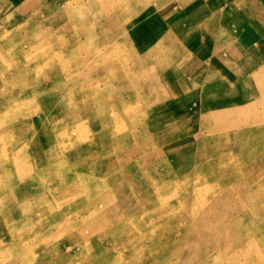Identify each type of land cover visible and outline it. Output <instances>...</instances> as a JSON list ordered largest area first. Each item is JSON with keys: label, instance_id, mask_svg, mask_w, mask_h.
Listing matches in <instances>:
<instances>
[{"label": "rangeland", "instance_id": "1", "mask_svg": "<svg viewBox=\"0 0 264 264\" xmlns=\"http://www.w3.org/2000/svg\"><path fill=\"white\" fill-rule=\"evenodd\" d=\"M138 1H0V264H264V73L223 87L202 68L207 43L221 44L201 37L215 27L182 32L163 24L164 0ZM98 60L144 121L115 110L113 123L60 122L73 109L52 100L89 103ZM66 69L78 81L62 83ZM25 90L20 107L5 105ZM106 130L113 142L99 139Z\"/></svg>", "mask_w": 264, "mask_h": 264}, {"label": "crops", "instance_id": "2", "mask_svg": "<svg viewBox=\"0 0 264 264\" xmlns=\"http://www.w3.org/2000/svg\"><path fill=\"white\" fill-rule=\"evenodd\" d=\"M163 3L170 17L164 25L185 27L181 31L186 33L189 25L215 27L201 32V37H217L221 43L212 52L208 43L205 45L204 57L208 60L202 68L220 85L241 90L264 73V0H164ZM243 65H248V69ZM213 89L214 98L232 104L230 96L216 87Z\"/></svg>", "mask_w": 264, "mask_h": 264}, {"label": "bare ground", "instance_id": "3", "mask_svg": "<svg viewBox=\"0 0 264 264\" xmlns=\"http://www.w3.org/2000/svg\"><path fill=\"white\" fill-rule=\"evenodd\" d=\"M88 13H89V11H88ZM79 17V22L80 23H83L84 22V20L85 19H87L88 18V16H87V13L85 12H83V13H81V16H78ZM93 28V27H92ZM95 28V27H94ZM100 30V29H99ZM92 32V31H91ZM80 33H82V32H80ZM83 34H84V32H83ZM99 34H101V33H99ZM97 35V34H96ZM97 38V37H96ZM82 39V38H81ZM86 40H88V39H86ZM91 41H92V39H91ZM90 41V42H91ZM96 41V40H95ZM67 43H69V44H67ZM80 43L78 42V40L77 39H73L71 42H67V41H65V40H61V47H72V46H76V45H79ZM95 44V43H94ZM93 44V45H94ZM91 46V45H90ZM119 46V45H118ZM88 47V46H87ZM84 49V48H83ZM89 49H90V47H89ZM90 50H92V49H90ZM83 51V50H82ZM86 51V50H85ZM86 53V52H85ZM23 55V54H22ZM70 55V54H69ZM75 57V56H74ZM0 58H2L1 56H0ZM43 60H45V57H44V59ZM35 62H38V59H36V60H34L33 62H30V66H32V65H34L35 64ZM53 64H55V62L53 63ZM58 68H61V65H62V63H61V60H59L58 62H56V64H55ZM92 69L91 70H96V71H98V73L99 74H102V76L103 77H101L100 78V80H99V82L96 80V83H94L93 81H91V78H89L90 79V84H89V88L88 89H85L84 88V90L85 91H87L88 93H89V97H90V102L89 103H87L86 101H85V99L83 98V99H81V100H78L77 101V99L76 100H68L67 99V101L66 100H64L63 102H60V101H58L57 99L56 100H52V105L53 106H55V108L56 109H63V108H67V109H73V112H72V114H70L68 117H65V118H63V120L62 121H60V122H66V124L68 125V126H71L72 127V124H75V123H78L79 121H81V120H83L84 118L85 119H87L89 122H91V123H95V124H97L98 122H110V123H113V122H117L118 120H119V117H118V115L117 114H119V113H117V114H115V110H119V112L121 111V112H123V114H125L127 117V120H129V121H144L143 119H144V117H143V119H141L140 118V120H139V113H140V111H138L137 113H136V115L134 114V116L132 115V116H130L129 114H128V111H129V105L131 104V103H133L131 100H127L122 94L123 93H120V92H118V91H115L114 89H113V86H112V84H110L111 83V79L110 78H106L105 77V75L104 74H107V75H112V73H113V71H112V67L107 63V62H105L104 60L102 61V60H98V62H96V64H94L93 65V67H91ZM28 70V69H27ZM67 70V69H66ZM16 73V72H15ZM66 73L68 74V73H73L74 75L73 76H68V77H62L61 76V81H62V83L63 82H66V81H71V80H76V81H78V79L76 78V75L75 74H77L76 72H70V71H66ZM16 75V74H15ZM26 75V74H25ZM32 75V74H31ZM116 75V74H115ZM79 77H81L82 79L83 78H85V76L83 75V73L81 74V76H79ZM115 77V76H114ZM117 77V76H116ZM15 78V77H14ZM76 78V79H75ZM51 80V79H50ZM48 81V80H47ZM25 82H26V80H25ZM103 85H102V84ZM128 84V83H127ZM63 85V84H62ZM66 85V84H65ZM68 85V84H67ZM64 86V85H63ZM63 86H62V88H63ZM123 86V85H122ZM68 87H69V85H68ZM32 89V88H31ZM31 91V90H30ZM8 92V91H7ZM32 94V93H31ZM25 95H27V91L25 90L21 95H19V96H14V94L12 95V98L10 99V100H7L6 101V103H5V105L7 104V105H9V107L10 108H18V107H20V102L23 100V99H25ZM27 97V96H26ZM79 98V97H78ZM38 99V98H37ZM129 99H130V97H129ZM25 101V100H24ZM4 105V106H5ZM64 105H66V106H64ZM3 106V107H4ZM95 107H96V109H95ZM146 109V108H145ZM93 116H92V115ZM89 115H91L92 117L89 119L88 118V116ZM148 115V114H147ZM164 115H166V114H157L156 116H154V118H151V120H152V122H158V121H160L161 119H162V117L164 116ZM19 117H21L20 116V114H18V112L14 115V117L10 120V123H9V131H13V130H16L17 128H16V126H17V122H18V120H20V118ZM22 118V117H21ZM34 119V118H33ZM45 119V118H44ZM43 119V120H44ZM177 120V118L175 119V121ZM45 121V120H44ZM146 122H148L147 120H146ZM128 125V124H127ZM143 125V124H142ZM146 125L147 124H144V127L146 128ZM101 126H103V124L101 125ZM106 126H107V124H106ZM114 126V125H113ZM141 126V125H140ZM109 128H111L112 126H110V124H109V126H108ZM115 128V127H114ZM105 129H108V128H105ZM111 129H113V128H111ZM136 129V128H135ZM66 132H68V133H73V130H71V128H68L67 129V131ZM66 132L64 133H62V134H60V135H58V137L59 138H65L66 137ZM138 132V131H137ZM140 134V133H139ZM101 135V134H100ZM99 135V136H100ZM57 136V135H56ZM64 136V137H63ZM133 137H138L137 136V134H134V135H132ZM93 137H94V135H93ZM117 137H119V136H117ZM140 137V136H139ZM102 138V139H101ZM114 138L115 137H113V134L112 133H110L108 130H106V132H105V134L103 135V136H101V137H99V139L100 140H104V141H110V142H113L114 141ZM125 138V137H124ZM195 138V137H194ZM56 141V140H55ZM116 141V140H115ZM58 142V141H57ZM101 142V141H100ZM116 143H117V141H116ZM120 143V142H119ZM125 143V142H124ZM155 143H156V141H155ZM126 144V143H125ZM109 145V144H108ZM112 145V144H111ZM118 145V144H117ZM120 146V145H119ZM63 147V146H62ZM61 148V147H60ZM108 148H110V147H108ZM121 148V147H120ZM70 149V148H69ZM119 149V148H118ZM122 149V148H121ZM162 149V148H161ZM77 150V149H76ZM108 150V149H107ZM104 151H106V150H104ZM103 151V152H104ZM31 152V151H30ZM162 153V152H161ZM19 154V153H18ZM30 154V153H29ZM59 154V153H58ZM146 154V153H145ZM154 154V153H153ZM16 156V155H15ZM99 156V155H98ZM133 156V155H132ZM136 156V155H135ZM159 156V155H158ZM157 156V157H158ZM162 156V155H161ZM79 158V157H78ZM94 158H96V157H94ZM51 159V158H50ZM65 159V158H64ZM104 159V158H103ZM17 160V159H16ZM53 160V159H52ZM67 161H68V159H67ZM97 161V160H96ZM106 161V160H105ZM135 161V160H134ZM55 162V161H54ZM63 162V161H62ZM129 162V161H128ZM15 163V162H14ZM53 163V162H52ZM92 163V162H91ZM130 163V162H129ZM129 163H126V164H128V165H130ZM28 164V163H27ZM50 164V163H49ZM125 164V163H124ZM131 164H132V162H131ZM89 165V164H88ZM104 166V165H103ZM127 166V165H126ZM49 167V170L50 171H52L53 169H54V166L53 165H49V166H47V168ZM125 167V166H124ZM128 167V166H127ZM126 168V167H125ZM22 169V168H21ZM45 169V168H44ZM71 169V168H70ZM107 169V168H106ZM124 169V168H123ZM30 170V169H29ZM61 170V169H60ZM63 170V169H62ZM36 171V170H35ZM43 171V170H42ZM62 172V171H61ZM68 172V171H67ZM111 172V171H110ZM64 173V172H63ZM154 173V172H153ZM145 174V173H144ZM36 175V174H35ZM108 176V175H107ZM4 177V176H3ZM43 177V176H42ZM55 177H57V176H55ZM61 177H62V175H61ZM38 178H39V176H38ZM47 178V177H46ZM34 179V178H33ZM41 179V178H40ZM117 179V178H116ZM181 179V178H180ZM17 180V179H16ZM108 180V179H107ZM27 181V180H26ZM112 181V180H111ZM2 182V181H1ZM33 182V181H32ZM116 182V181H115ZM116 183H118V182H116ZM46 184V183H45ZM121 184V183H120ZM6 185V184H5ZM30 185V184H29ZM31 185H32V183H31ZM72 185V184H71ZM33 186V185H32ZM47 186V185H46ZM122 186V185H121ZM258 185H256V187H257ZM79 187V186H78ZM118 187V186H117ZM255 187V186H254ZM24 188V187H23ZM46 188V187H45ZM74 188V187H73ZM75 188H76V185H75ZM2 191V190H1ZM26 191V190H25ZM29 191V190H28ZM36 191V190H35ZM48 191H49V189H48ZM47 191V192H48ZM53 191V190H52ZM72 191V190H71ZM27 192V191H26ZM54 192V191H53ZM73 192V191H72ZM75 192V191H74ZM80 192V191H79ZM151 192V191H150ZM14 193V192H13ZM260 193V192H259ZM36 194V193H35ZM45 194V193H44ZM52 194V193H51ZM75 194V193H74ZM109 194H110V192H109ZM108 194V195H109ZM112 194V193H111ZM37 195V194H36ZM35 195V196H36ZM42 194H40V196H41ZM55 195V194H54ZM67 195V194H66ZM65 195V196H66ZM51 196V195H50ZM22 197V196H21ZM26 197V196H25ZM102 197H103V195H102ZM15 198V197H14ZM31 198V197H30ZM62 198V197H61ZM60 198V199H61ZM106 198V197H105ZM109 198H110V196H109ZM6 199V198H5ZM27 199V198H26ZM102 199V198H101ZM100 199V200H101ZM160 200H161V198L160 199H158V200H152L151 199V201H147V203H149V206L150 207H155V209L157 208V205H158V203L160 202ZM5 201V200H4ZM45 201V200H44ZM50 201V200H49ZM48 201V202H49ZM54 201V200H53ZM98 201V200H97ZM47 202V201H46ZM46 202L44 203V204H46ZM96 202V201H95ZM21 203V202H20ZM109 203V202H108ZM73 204V203H72ZM75 204V203H74ZM96 204H94L93 206H95ZM146 205V204H145ZM144 205V206H145ZM54 206V205H53ZM149 206H147V207H149ZM147 207H146V209H147ZM5 208V207H4ZM54 208V207H53ZM7 209V208H6ZM18 209V208H17ZM16 209V210H17ZM55 209L56 208H54V211H55ZM8 210V209H7ZM15 210V209H14ZM15 210V211H16ZM133 210V209H132ZM163 210H166L165 208H163V209H161V211H160V215L161 216H163L164 215V211ZM21 212V211H20ZM141 213V212H140ZM49 215V214H48ZM136 215V214H135ZM154 215V214H153ZM18 216V215H17ZM91 216V215H90ZM137 216H139V215H137ZM141 216V215H140ZM145 216V215H144ZM21 217V216H20ZM92 217V216H91ZM147 217H148V215H147ZM155 217V216H154ZM142 218V217H141ZM55 220V219H54ZM91 220V219H90ZM89 220V221H90ZM136 221V220H135ZM142 221V220H141ZM132 223H134V222H132ZM130 224H131V222H130ZM137 224H138V222H137ZM83 225V224H82ZM81 226V225H80ZM79 226V227H80ZM143 226V225H142ZM45 227H47L48 228V226H45ZM49 227H51V226H49ZM72 227V226H71ZM139 227V226H138ZM134 228V227H133ZM74 231H76V230H74ZM186 234V233H185ZM151 238V237H150ZM168 238V237H167ZM152 239V238H151ZM184 241V240H183ZM151 246V245H150ZM146 247V246H145ZM149 247V246H148ZM147 248V247H146ZM158 252V251H157ZM155 254H156V252H155ZM153 255H154V253H153ZM158 255V254H157ZM153 257V256H152ZM180 260V259H179ZM177 261V260H176Z\"/></svg>", "mask_w": 264, "mask_h": 264}]
</instances>
